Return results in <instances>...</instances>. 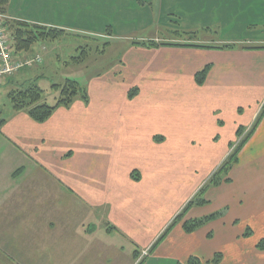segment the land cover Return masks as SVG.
<instances>
[{"label":"crops","instance_id":"1","mask_svg":"<svg viewBox=\"0 0 264 264\" xmlns=\"http://www.w3.org/2000/svg\"><path fill=\"white\" fill-rule=\"evenodd\" d=\"M18 1L45 14L31 17L20 12L8 18L32 19L64 29L67 35L89 32L85 34L115 38L112 26V35L80 27L84 20L97 26L90 16L94 11L115 14L102 7L107 2L119 3L122 12L136 4V14L130 18L139 21L135 28L140 30L155 25L167 29L161 24L173 22L175 29H167L169 33L201 32L209 26L202 11L216 6L227 21L233 20L226 25L241 24L245 30L240 35L252 33L244 39L231 34L219 42L234 46L215 49L206 48L200 39L156 38V45L133 46L129 63L88 75L86 85L66 78L85 87L88 99H82L87 102L78 99L60 105L43 122L13 106L0 118L5 120L0 127V264H75V260L138 264L142 252L150 250L225 160L239 130L250 131L261 116L264 0H65L63 5L55 1L57 7L52 0ZM13 4L11 0L8 8ZM52 19L73 21L67 25ZM207 29L209 33L213 28ZM108 42L111 48L114 43ZM41 49L46 52V46ZM32 54L15 56L22 60L42 56ZM42 59L0 76V85L24 80L25 68L43 64ZM207 66L204 82L198 83L197 73ZM134 67L141 72L139 80L123 84L122 75ZM159 86L162 91L154 93ZM133 88L138 91L130 96ZM159 99L161 105L154 107ZM155 118L162 120L160 127L151 123ZM258 124L229 174L232 180L214 187L227 189L215 208L224 207L219 211L228 209V194L236 183L252 200L258 194L264 202V117ZM174 179L179 180L177 185ZM159 193L165 194L163 199L156 197ZM206 206L192 207L185 218L207 215L202 211ZM258 210L264 215V206L258 205ZM226 218L192 233L178 223L140 263L187 264L191 257H199L204 264H216L208 261L221 252L215 225L228 222ZM232 220L240 225V220ZM111 226L115 229L108 230ZM136 226L143 232L129 234L128 229ZM243 233H235L234 239L240 234L247 239ZM225 263L223 255L220 264Z\"/></svg>","mask_w":264,"mask_h":264},{"label":"rangeland","instance_id":"2","mask_svg":"<svg viewBox=\"0 0 264 264\" xmlns=\"http://www.w3.org/2000/svg\"><path fill=\"white\" fill-rule=\"evenodd\" d=\"M55 1H57L58 4L60 2L61 5H63L65 2V0H52V5H54L55 7H57ZM209 3L207 4L208 6ZM102 7H105V9H111L115 12V14H111L107 10L94 11L90 14V16L91 20L96 19L98 21L96 27L89 26L91 23L88 20H84L83 22H81L85 25H82L80 22H77V24H81L80 27L82 28H93L97 31H106V28L112 26L115 33V38L108 39L114 43L111 48L108 47L109 43H107L108 45H105V43L108 42L107 39H105L104 37L90 36L85 34L89 32H74L69 33L70 35L64 34L63 37L61 36L60 39L57 40L39 41L32 47L30 53L41 54L43 56L44 63L42 62L43 64L39 63V65L36 64L32 67L25 68L28 72V75L23 76L25 79L18 80V83L23 85L22 87L24 88L30 87L31 84L38 85L43 90V100L50 105H55L59 96V92L53 87L55 84H62L66 81V78L73 77L76 78L82 85H86L89 79L88 75H93L101 72L104 73V71L112 70L118 65H122L127 62L129 63L130 58L134 55L133 54L132 56H130V52L133 49V46H145L147 44H145L144 41L147 40L156 41V38L173 39L174 37L178 36L173 32L169 33L167 31V29H169L170 31H174L175 28L173 26L175 25L173 24V22L161 24L166 25L167 29L159 27L160 25L144 28L143 30L136 29L135 27L139 24V21H134L132 18H130V16L132 17L136 14V4L132 7H129L128 10H125L123 12L122 9L124 10V8H121L120 4L116 2H107ZM208 8V10L204 9L202 11L204 17L208 18L206 21L209 26L205 28L213 29L210 30L209 33L207 31L208 29L198 32V35L196 34L193 39L191 38V41L189 37L182 36H178V40L180 39L189 42H196V40L200 39L199 41L206 48H209L211 45V48L213 49L222 48V46H226L230 43L224 44L222 42H219L220 40L223 41L225 39L232 38L233 36H230L231 34L240 35L242 31L245 30L242 28L241 24L236 27H230L229 25H226V23H229V21L233 20L231 19L227 21V18L217 11L216 6H214L213 8ZM20 12L24 13L25 15H32L31 17L36 16L35 13L41 15L45 14L44 11L35 10L33 6H22L18 0H14V4L11 7L9 5L7 15L12 14L17 16ZM46 14L48 15L49 13L46 12ZM7 19L11 18H4V16L2 15L0 16V20H3V23L0 21L1 24L8 30L7 25H4V22H7ZM15 19L19 20L20 18ZM31 20L32 19H26L25 21L35 23ZM52 20L61 21V23L66 22L67 25H71L70 22L73 21L67 20V22L65 19ZM143 20L144 18L142 19V21ZM250 28H252V26H249V29ZM260 32L261 35L264 36V27ZM250 35H252V33H245L240 35L239 37L244 39L245 37H252ZM245 40L247 41V39ZM43 45L46 46V52L41 49ZM251 45H253V43H251ZM74 56L76 57L75 61L73 60ZM136 59L143 61L144 57H137ZM136 59L134 58L132 62H136ZM140 76V70L134 67L130 72H124V74L122 75V83H133L135 81H138ZM18 83H16L15 80V83H4L0 85V118H5L8 112L12 110V105L8 94L12 90L18 88L23 89L18 86ZM162 88V86L157 87V89H154V93H160V91H162ZM78 99L83 100L80 96L75 100ZM161 103V99L155 101L154 107L160 106ZM151 123H153L157 127H160L163 122L160 118H155L151 121ZM247 133L244 132L243 137H241L243 134L241 136H238L239 138H237V140L233 143V146L231 147L232 149L230 150L229 154L234 152V148L243 140ZM262 134L263 130L261 131L260 136ZM158 136L161 137L160 135ZM158 141H162V139L160 138V140ZM172 182L177 185L179 180L174 179L172 180ZM237 185L238 184L236 183L235 186L230 189L228 194V209L224 210L223 212L221 211L222 214L219 217H227L225 221L228 222L218 223L215 225V231L219 234L218 240H216L218 251L224 252L222 254L226 257L225 264H264V251H261L256 247V244L260 241V239L264 237V215H261L262 213H260V211L258 210V205L263 207L264 202L261 201V199L258 197V194H255V199L252 200L249 192H246L247 190L243 191L242 189L237 188ZM226 190L227 189L218 190L215 189L214 186L209 187L205 195L208 203L207 206L202 209L203 213H208L207 215H209L211 213H214L215 210H217V212H220L219 209L224 207L217 209L215 208L220 203L219 199L225 196ZM247 194L248 196L246 197ZM163 195L165 196V194L159 193L156 197L163 199ZM166 196L173 197L171 194H167ZM232 219L240 220V225H234V220ZM242 226H244L245 228L246 226H250L252 228L253 235L248 237L247 239H244L242 237L239 238V236L244 231L242 229ZM143 230V228L136 226L129 228L128 233L130 234L131 232H133V235H135L139 231L143 232ZM239 231H241V234L234 239L235 233ZM150 250L147 249L142 252V259H145L150 255Z\"/></svg>","mask_w":264,"mask_h":264},{"label":"trees","instance_id":"3","mask_svg":"<svg viewBox=\"0 0 264 264\" xmlns=\"http://www.w3.org/2000/svg\"><path fill=\"white\" fill-rule=\"evenodd\" d=\"M11 0H0V16H4V18L8 17V4ZM1 21V20H0ZM3 23V20L1 21ZM4 25H7L8 30L7 34L12 44V48L16 54L29 52L32 47L39 41H49V40H57L61 36H63L66 31L64 29H60L57 27L42 25L38 23H30L25 20L18 19H7V22H4ZM109 28H106L104 31L108 35H112L109 31ZM205 30H207L205 28ZM202 31V30H201ZM200 32H185L177 30L175 33L178 36L189 37L192 40L196 34ZM105 34V35H106ZM198 35V34H197ZM192 38V39H191ZM188 39V38H187ZM106 42L105 45H108ZM145 44L149 46L156 45L155 41H144ZM226 46H234L233 44H228ZM209 66H207L202 71L198 72L196 75V80L198 83H203L205 77L207 75ZM58 92L59 96L57 99V104L50 105L43 100V90L41 87L35 84H31L30 87L23 89H15L12 90L8 96L11 101L13 108L17 111L24 110L27 111L31 117L39 122H43L47 120L57 107L60 105L68 106L70 105L77 97H82L87 100L88 95L84 86H82L77 80L74 79H66V81L62 84H55L53 86ZM138 88H133L130 92V96L137 93ZM264 117V106L262 107L261 116L256 120V123L253 127L248 131L243 140L234 148V152L228 155L225 161L218 167V169L212 174L210 179L206 182L205 185L201 187V189L190 199V201L186 204L183 210L175 217L173 222L165 229V231L157 238L151 247V251H154L158 248V246L162 243V241L168 236L171 230L178 223L182 222L183 229L192 233L197 231L200 227L208 224L209 222L218 219L221 216L220 212L211 213L209 215H205L199 218H185L189 210L194 206H203L208 203V200L205 198L206 192L209 187L220 186L224 182H229L231 178L229 174L233 167L240 160V153L246 143L249 141L250 137L255 133L258 123L261 118ZM5 120H0V127L4 123ZM244 131L239 130L238 135L241 136ZM115 229L114 226L108 228V230ZM212 236L211 234H209ZM253 235L252 228L250 226H246L243 237L247 238ZM257 249L264 251V237L260 239V241L256 244ZM223 259V254L218 252L215 254L213 259L208 260L209 262H213L216 264H220ZM144 261H140L141 263ZM138 264H141V263ZM205 262L199 257H191L187 264H204Z\"/></svg>","mask_w":264,"mask_h":264},{"label":"built area","instance_id":"4","mask_svg":"<svg viewBox=\"0 0 264 264\" xmlns=\"http://www.w3.org/2000/svg\"><path fill=\"white\" fill-rule=\"evenodd\" d=\"M40 61L41 57L39 56L34 59H17L7 31L0 22V76L13 74L25 66H31Z\"/></svg>","mask_w":264,"mask_h":264}]
</instances>
